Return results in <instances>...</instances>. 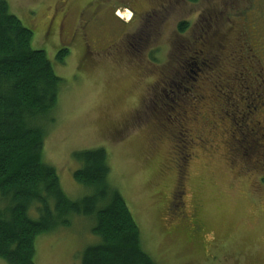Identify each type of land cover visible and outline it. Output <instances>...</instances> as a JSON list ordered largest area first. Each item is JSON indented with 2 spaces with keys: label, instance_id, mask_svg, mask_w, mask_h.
<instances>
[{
  "label": "rangeland",
  "instance_id": "374dc122",
  "mask_svg": "<svg viewBox=\"0 0 264 264\" xmlns=\"http://www.w3.org/2000/svg\"><path fill=\"white\" fill-rule=\"evenodd\" d=\"M6 1L33 31L32 47L46 52L63 79L43 156L66 195L93 192L74 179L80 163L73 152L102 147L108 181L157 264H264V0H176L142 26L146 35L132 53L120 48L123 33L135 29L127 24L130 13L119 9L123 19H115L106 0ZM191 15V30L179 34V22ZM73 31V41L62 46L69 53L56 63L55 50ZM85 38L94 56L84 54ZM186 40L198 74L192 73L190 90L146 91V83L160 85L157 70L176 62ZM243 75L256 86L241 83ZM177 135L184 141L175 144L170 137ZM177 182L182 193L173 199ZM194 214L203 227L190 241L183 222ZM68 219V226L36 237L35 264H79L97 241L94 218ZM0 264L8 263L0 258Z\"/></svg>",
  "mask_w": 264,
  "mask_h": 264
},
{
  "label": "trees",
  "instance_id": "16d2710c",
  "mask_svg": "<svg viewBox=\"0 0 264 264\" xmlns=\"http://www.w3.org/2000/svg\"><path fill=\"white\" fill-rule=\"evenodd\" d=\"M177 29L183 31V24ZM32 37L33 31L0 0V258L8 264H35L36 237L68 226V216L76 214L94 218L91 231L98 237L82 251L79 264H157L142 248L138 225L120 191L108 181L104 148L72 154L80 163L74 179L93 189L79 199L66 195L56 169L44 161V140L55 121L63 79L46 52L32 47ZM68 53L58 51L55 62H63ZM205 65L215 63L209 59ZM241 80L256 86L245 75ZM226 82L222 78L219 84L226 88ZM179 99L177 95L173 103ZM170 138L175 144L184 141L178 135Z\"/></svg>",
  "mask_w": 264,
  "mask_h": 264
},
{
  "label": "flooded vegetation",
  "instance_id": "af4514ba",
  "mask_svg": "<svg viewBox=\"0 0 264 264\" xmlns=\"http://www.w3.org/2000/svg\"><path fill=\"white\" fill-rule=\"evenodd\" d=\"M175 1L176 0H117L116 2L110 3V5H108V6L111 9L110 10L111 16H113L116 19L118 17L117 11H119V9H122V10H124V12L130 13L128 20H127V24L130 26H135V29L133 30V32L129 33L127 31H125L123 33V35L120 37L121 43H122V44H120V48H121L122 52H127V53L135 52L137 50V48H139L141 46V42L143 40L142 36H140V35H146V33L142 29V26H144V27L150 26L152 22L156 21V17H155L156 12L157 11L159 12L161 9L166 8L169 4H170V6L174 5ZM185 1L190 2V3L193 2L191 0H185ZM144 4L147 5V7L140 11L138 9V7L140 5H144ZM101 9H98L100 14L103 11V8H101ZM151 10H153V11H151ZM105 11H106V13L108 12L107 10H105ZM149 11H151V12H149ZM98 18H99V13H97V11H96L95 16H94V20L98 19ZM200 18L202 20L201 15H200ZM151 20H152V22H151ZM181 23L184 26V30L179 31L177 29V32L179 34H187L192 28V24H193L192 15H191V17L186 18V19L179 22V24H181ZM50 29H51V27H50ZM137 30H138V32H137ZM49 32L51 33V30ZM132 33L134 36H132L130 39L127 38V35H131ZM82 35L85 37V34H82ZM58 38L59 39L61 38L60 31L58 33ZM73 39H74V31L71 33V35L67 41H64V43L62 42L57 47V49L55 50V55L61 49H65L67 52H69V48H67V47L62 48V46L65 45V43L72 42ZM186 41L188 44L187 45L185 44L184 52L181 51V45H180L179 58L176 60V62H173L174 64H171V66L169 67L168 70H165L164 68L157 70V74L159 75V77L160 76L162 77L158 81V84H160V85L153 87L151 84L146 83V87H145L146 91H149L150 89H156V88H158L159 93H160V91H167V90L171 91L172 93H175V91H180L181 89L186 90V92L188 90H190V87H188V84H189L190 79H192V77H193L192 76V63H191L192 48H191V45L189 44V40H186ZM109 45H110V43L105 45L104 50H107L109 48ZM90 46H91V44L89 42L87 43V40L85 38L84 54H86V56H88V57L94 56V55H91L92 51H91ZM183 53H184V58H182V56H181V54H183ZM167 62L171 63L170 61H167ZM250 88H251L250 90H252L253 87H250ZM244 92L249 93L247 91H244ZM237 95H239V94H237ZM173 102H174V100H173ZM249 105L250 104H248L247 107ZM242 106H244V103L242 104ZM249 111L251 113V110H249ZM244 120H245V118H240V121L243 122ZM256 122L260 123V120H258ZM250 124L254 125V121H251ZM177 188H179L178 182H177V186H176V192H175V194L172 195L173 199L177 198V196L180 197V195L182 193L181 191L177 190ZM174 205L176 206L177 204L174 203ZM183 223L185 224V227H186L187 240L191 241L192 239H194L193 241H196L197 238H199L200 232H201L202 227H203L202 222L197 218L196 214H194L190 217H187Z\"/></svg>",
  "mask_w": 264,
  "mask_h": 264
},
{
  "label": "bare ground",
  "instance_id": "6f19581e",
  "mask_svg": "<svg viewBox=\"0 0 264 264\" xmlns=\"http://www.w3.org/2000/svg\"><path fill=\"white\" fill-rule=\"evenodd\" d=\"M126 16V15H125ZM128 19V18H127Z\"/></svg>",
  "mask_w": 264,
  "mask_h": 264
}]
</instances>
